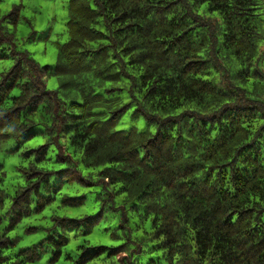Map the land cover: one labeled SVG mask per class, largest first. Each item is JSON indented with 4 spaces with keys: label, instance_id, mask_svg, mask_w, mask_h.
Listing matches in <instances>:
<instances>
[{
    "label": "clouds",
    "instance_id": "1",
    "mask_svg": "<svg viewBox=\"0 0 264 264\" xmlns=\"http://www.w3.org/2000/svg\"><path fill=\"white\" fill-rule=\"evenodd\" d=\"M0 264H264V0H0Z\"/></svg>",
    "mask_w": 264,
    "mask_h": 264
}]
</instances>
